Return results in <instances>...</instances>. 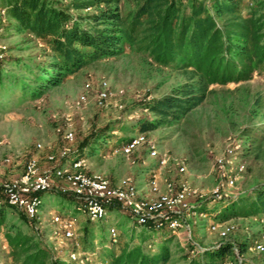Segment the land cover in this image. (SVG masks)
Returning a JSON list of instances; mask_svg holds the SVG:
<instances>
[{"label": "rangeland", "instance_id": "374dc122", "mask_svg": "<svg viewBox=\"0 0 264 264\" xmlns=\"http://www.w3.org/2000/svg\"><path fill=\"white\" fill-rule=\"evenodd\" d=\"M52 1L57 5L66 3L65 0ZM248 5L245 0L242 6L245 14ZM120 8L124 14L133 11L135 1L120 0ZM12 26L13 21L0 9V60L5 62V69L34 86L33 75L21 74L19 68L11 64L16 61L26 65L48 63L51 51L41 40L28 32L19 33ZM183 81L172 68L157 65L148 55L126 44L120 55L86 67L35 98L16 93L4 96L0 92V184L22 175L30 157L38 156L42 166L50 168L47 156H60L69 147L87 160L88 172L101 173L113 184L131 178L145 194L151 171L160 167V160L150 159L145 149L130 159L114 155L113 151L140 134L137 128L140 119L152 117L144 109L145 105L171 94ZM103 82L110 87L111 99L107 108L100 109L97 94ZM86 84L91 85L92 90L87 103L80 104ZM212 89L214 93L198 109L174 125H163L147 135L166 160L161 172L163 182L174 183L178 189L187 185L192 190L190 201L198 214L209 213L213 222L218 223L233 220L235 234L230 242L235 241L242 248L241 253L244 252L249 262L261 264L263 257L245 253V248L247 239L263 228L250 220L252 216L234 215L231 203L251 198L264 189V74L257 72L249 82L225 87L216 85ZM107 130L110 133L95 144L94 138ZM65 133L75 136L70 146L63 141ZM38 143L44 150L38 151ZM85 144L91 146L84 149ZM236 146L239 148L235 153L244 168L237 176L235 187L229 189L234 199L229 204L213 203L211 195L220 177L217 160L225 157L227 149ZM182 164L187 166L184 175L179 173ZM77 205L72 198L57 192L42 196L40 220L33 223V232L37 237L34 243L48 252V264H110L112 255H119L128 246L140 245L145 229L138 227L127 212L109 211L105 220L91 223L77 210ZM19 214L16 209L6 210L5 223L0 227V264H14L9 239L19 233H32ZM50 214L78 218L75 240H66L57 234L49 223ZM241 218L249 221L239 220ZM190 225L194 241L204 249L222 242L218 235L208 232V219L192 216ZM111 228L119 233L115 244L111 242ZM170 236L169 231L154 229L143 247L152 254L157 253L161 242ZM169 247L172 256L169 264H188L191 259L206 264L205 252L191 255V242L184 236L172 239ZM72 253H77L84 262L72 263Z\"/></svg>", "mask_w": 264, "mask_h": 264}, {"label": "trees", "instance_id": "16d2710c", "mask_svg": "<svg viewBox=\"0 0 264 264\" xmlns=\"http://www.w3.org/2000/svg\"><path fill=\"white\" fill-rule=\"evenodd\" d=\"M65 1L57 5L52 0H0V9L13 21V29L28 32L51 51L48 63L11 64L21 74L33 75L34 86L5 69L0 60V92L4 96L16 93L35 98L86 67L120 55L129 44L184 80L171 94L145 105L152 117L140 119L137 128L140 134H147L163 125L172 126L198 109L214 93L213 86L245 83L257 72L264 74V0H248L246 14L242 10L245 0H134L135 9L126 14L120 0ZM109 133L103 131L94 143ZM90 146L83 145L84 149ZM231 205L234 215L264 213V189ZM0 206L1 227L11 207L5 202ZM19 215L32 233L9 239L14 264H48L47 250L34 243V224ZM144 229L140 245L112 255L110 264L170 263L169 243L175 237L161 242L159 251L152 254L143 245L154 229ZM230 253L231 246L225 244L206 251L203 257L206 264H221ZM188 264L201 263L191 259Z\"/></svg>", "mask_w": 264, "mask_h": 264}, {"label": "built area", "instance_id": "2783aa9c", "mask_svg": "<svg viewBox=\"0 0 264 264\" xmlns=\"http://www.w3.org/2000/svg\"><path fill=\"white\" fill-rule=\"evenodd\" d=\"M2 13L6 15L5 10ZM91 90V85L84 86V92L79 98L80 104L87 103ZM110 99V87L108 83L103 82L97 94L98 107L107 108ZM62 138L67 146L75 142V136L72 133L62 134ZM238 148L239 146L227 149L225 157L217 160L220 177L211 195L213 203L226 204L234 199L229 189L235 187L237 176L244 168L235 153ZM37 149L40 152L44 150V147L38 143ZM141 149L149 152L150 159L160 160V167L151 171L145 194H142L131 178H123L113 184L101 173L88 172L87 160L66 147L60 156L55 154L47 156V163L52 166L50 168L43 167L38 156L30 157L22 175L0 184V204L7 203L28 221L35 223L40 220L42 196L57 192L73 197L78 204L77 210L84 213L91 223L105 220L109 216V211H125L134 219L138 227L169 231L175 238L186 237L193 248L191 255L218 250L225 244H229L231 253L221 264H254L245 258L244 252L241 253L242 248L235 241L230 242V237L235 234L233 220L218 223L213 222V217L209 213L198 214L190 201L193 195L192 190L187 185L184 184L178 189L174 183L163 182L161 172L166 165V160L161 157L155 143L147 134L137 135L132 141L116 148L113 154L130 159ZM179 173L182 175L187 173L185 164L180 165ZM196 215L209 220L208 232L218 235L221 243L214 244L215 246L210 249H204L202 245L194 241L190 221L192 216ZM48 219L62 238L75 240L78 230L77 217L72 215L64 218L59 214H50ZM239 220L249 221L247 218ZM250 220L263 229L252 235L250 240L247 239L245 253L253 252L263 257L261 264H264V214L252 216ZM110 235L111 242L117 243L119 233L116 228L110 229ZM70 259L72 263L84 262L77 253H72Z\"/></svg>", "mask_w": 264, "mask_h": 264}]
</instances>
